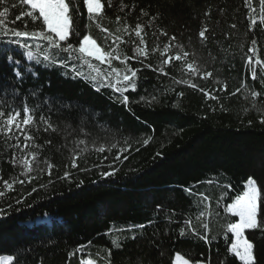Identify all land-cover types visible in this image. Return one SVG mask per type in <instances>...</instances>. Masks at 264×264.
<instances>
[{
  "label": "trees",
  "instance_id": "16d2710c",
  "mask_svg": "<svg viewBox=\"0 0 264 264\" xmlns=\"http://www.w3.org/2000/svg\"><path fill=\"white\" fill-rule=\"evenodd\" d=\"M77 2L83 33L87 11L82 0ZM123 3L128 7L119 11L120 0H113L111 7L105 0L107 18L103 25L115 31L125 24L130 28L143 24L149 51L143 64L135 59L128 61L131 67L141 70L136 90L124 93L129 98L127 107L114 99L119 94L110 88L96 91L84 79H73L70 67L37 64L16 45L7 46L12 49L7 55L20 60L19 65H10L5 54L0 53V101L8 102L5 107H22L26 102L36 108L40 130L31 129L35 143L29 142L24 155L38 153L39 161L47 160L53 165L51 176L47 171L39 174L34 171L30 175L37 178L28 183L20 175L22 166L13 167L10 163L13 152L21 156L14 147L15 141L5 143L0 137V176L10 182L13 177L25 181L14 184L13 191L0 197V209L8 213L0 219V255H13V264H79L80 254L69 260L68 253L91 241L87 251L98 264H109V250L110 264H173L176 253L191 263L241 264L228 251L233 237L231 233L225 236L223 228L226 222L238 218L226 214L224 207L244 190L251 177L261 189L264 210V123L260 122L264 112L253 108L252 97L243 89L234 96L229 93L246 81L251 90L260 93L257 105L264 106V85L251 80L244 63L254 38L260 58L264 59V30L258 25L249 31L245 0H123ZM251 3L259 18L260 0ZM23 8L12 9L9 20H15ZM141 9L148 15H142ZM118 15L122 18L119 24ZM25 20L28 18L10 26L23 29ZM205 27L208 30L202 43L199 32ZM28 28H33L31 22ZM161 30L167 35H160ZM91 33L97 38L103 36L94 25ZM173 36L176 40L170 41ZM40 43L39 50L34 45L32 50L42 61L45 52ZM169 43L182 44L186 51L194 52L205 70L213 73L207 80L192 79L199 88L219 96V101L207 99L199 88L174 83L173 78H188L180 70L179 61L165 66L168 76L153 70L160 66L162 57L151 50L156 47L162 50ZM120 47L127 55H133L131 45ZM58 58L64 59L66 54ZM188 59L191 61L193 57L190 55ZM113 64L122 67L118 61ZM17 68L23 79L16 77ZM83 70L86 72V67ZM217 79L227 84V92L216 91L222 87L216 83ZM153 97L156 99L152 100ZM221 104L226 111L221 110ZM41 115L57 131L45 132V125L39 123ZM148 137L149 143L142 145ZM81 139L87 141L86 145H78ZM125 140L131 147L121 155L119 148L125 147ZM113 143L117 148L111 152L96 150L100 145L107 148ZM84 148L87 151H81ZM117 155L119 160L115 159ZM74 158L76 168L72 167ZM40 167L45 165L41 163ZM112 171L115 172L112 176H101L102 172ZM65 172L70 176L61 179ZM210 180L213 183L209 184ZM188 188L192 195L185 191ZM200 193L209 198L205 203L210 204L212 213L207 218L210 243L188 229L185 236H180L189 216L197 231L204 234L195 219L205 209ZM140 224L146 227L120 231ZM132 235L136 239H131ZM246 236L255 245L257 264H264V231L246 232ZM117 237L120 248L112 244Z\"/></svg>",
  "mask_w": 264,
  "mask_h": 264
},
{
  "label": "snow or ice",
  "instance_id": "6c2138e0",
  "mask_svg": "<svg viewBox=\"0 0 264 264\" xmlns=\"http://www.w3.org/2000/svg\"><path fill=\"white\" fill-rule=\"evenodd\" d=\"M82 3L87 11L83 33L80 29L79 21L81 19V13L77 0H0V44L5 45V47L0 48V53L5 54V58L10 65H19L20 60L15 59L13 55H7V53L12 51V49L7 46L16 45L19 49L24 50L23 55H26L29 60H33L37 64L43 63L45 67H70L73 72V79H84L86 82L90 83L96 91H100L102 88H110L114 94H119V96L114 95V99L127 107L129 98L127 95H124V93L129 89L132 91L136 90L138 72L141 70L131 67L128 61L135 59L143 64L144 59L149 56V51L144 39L145 26L141 23H137L134 28H130L129 25L125 24L122 27H117L115 31H113L105 27L102 23L103 20L107 18L105 14V0H82ZM106 3L108 7H111L113 0H106ZM245 3L249 8V31H254L258 25L262 26V30H264V0H260L259 18L256 16V9L252 6L251 0H245ZM21 6H24V8L21 10L20 14L15 16V20L10 21L9 17L11 10ZM126 7H128V5L124 4L123 0H120L119 11H123ZM133 7H135V5H133ZM141 14L148 15L143 9H141ZM24 17H27L28 20H25L23 29L10 26L14 25L15 21H20ZM121 19L119 15L116 16L117 24H119ZM153 19H155V17H153ZM29 22L33 25L31 30L28 28ZM37 24L39 26H37ZM93 25L103 34L102 38H97L92 35L91 28ZM232 27H235V25H232ZM207 30L208 29L205 27L199 32L202 43L206 40L205 33ZM160 35H167V33L161 30ZM125 36H127L128 39H125ZM133 36L136 39H133ZM73 40L76 41L75 44L72 42ZM175 40V36L170 37V41ZM29 41L33 43L30 44ZM40 42L43 43L45 52L42 61L34 55L32 50L33 45L39 50L41 48ZM122 44L132 46V56L127 55L126 52L121 49L120 45ZM174 49V54H170L173 53ZM151 51L153 53L159 52L162 57L160 66L153 70L165 76L169 75V73L165 71V66H171L173 61L181 62L180 70L184 76L188 78H173L174 83H182L193 89H197L199 86L193 82L192 78L198 77L199 79L207 80L213 76V73L206 71L205 66L201 65L195 58V53L186 51L182 44L176 43L173 45L169 43L165 44L162 50L156 47ZM61 54H66V58L59 59L58 57ZM190 55L193 57L191 61L188 59ZM74 61H78V65L73 63ZM113 61H118L119 65L122 67L114 66ZM244 63L250 73L251 80L259 81L261 85H264V59L260 58V49L255 38L251 41V46L248 48V54L245 56ZM85 67L87 69L86 72L83 70ZM147 67L152 66L147 65ZM28 71L31 72L32 69L29 68ZM15 75L23 79L22 73L18 68L15 70ZM216 83L222 85V87L216 89V91L220 93L227 92V84L225 82L217 79ZM242 89L248 92L252 97L253 108L258 112H264V106L257 105V98L260 96V93L256 90H251L246 81L241 83L240 88L229 93V96H234ZM199 90L204 93L207 99L219 101V96L214 95L212 92L203 88H199ZM15 94L14 92V95ZM179 95L182 96L183 93H179ZM140 99L144 100L145 98L141 97ZM155 99V97L152 98V100ZM7 103L6 100L0 101V137L5 139V143L14 140V147L21 152L20 157H17L16 153L13 152L10 163H12L13 167L17 166V164L22 166L23 170L20 175L24 176L28 183H31L32 180L37 178L36 176L30 175L34 171L38 174L47 171V174L51 176V169L53 168L51 163L47 160L42 162L39 161L37 159L38 153L29 152L24 155L25 150L29 148V142L35 143V138L31 135V129L35 127L37 131L40 130L37 127L36 108L30 107L26 102L22 107H5ZM220 108L226 111L222 104ZM212 110L215 111L216 109ZM260 122L264 123V118H262ZM39 123L45 125L43 129L45 132L49 129L57 131L49 122V119L43 115L39 117ZM21 137H23V143L21 142ZM150 139L151 137L143 139L142 145L146 146ZM137 142L141 143L140 141ZM86 143L87 141L84 139L78 141V145H86ZM37 147L39 146L37 145ZM130 147L131 145L125 140V147L119 148V153L122 155L127 152ZM113 148H117L116 143L111 144L107 148H105L104 145H100L96 150L103 153L105 151L111 152ZM136 150L139 151V149ZM81 151H87V148L81 149ZM157 155L160 154L157 153ZM29 156L31 159H29ZM124 158L127 159V156ZM105 159H107V157H105ZM115 159L119 160L120 155H117ZM41 163L45 165V168L40 167ZM72 167H78L75 158L72 160ZM114 174V171L102 172L101 176L108 177ZM69 176L70 173L65 172L64 177H61V179H66ZM0 182L3 184V189L0 190V197H5L7 192L14 190V184H23L25 181L13 177L10 182L0 176ZM82 183L83 181H80V184ZM208 183L211 184L213 181L210 180ZM226 187L230 188L231 185H227ZM35 190L36 189L33 188V191ZM185 191L190 195L193 194L190 188L185 189ZM30 194L31 193H29V195ZM199 196L201 198V203H205L209 199L207 196H204L203 193H200ZM221 199H223V196ZM17 202L20 203L21 201ZM261 203V189L257 186L256 181L249 177L245 182L244 190L237 194L232 199V202L224 207V212L226 214L238 218L234 222H226L223 228L225 236H227V233H231L233 237L228 251L233 254L241 264H257L254 253L255 245L248 239L246 232H253L255 230L264 231V210L261 209ZM217 204L219 205V201ZM159 208L160 206L157 205L158 210ZM7 215L8 213L0 209V219H3ZM211 215L210 204L205 203L204 211H200L195 218L196 222L204 229V234L201 235L197 231V228L193 224L192 217L189 216L184 221L185 227L180 229V236H185L187 234L185 229H188L192 235L204 240L205 243H210V225L207 222V218ZM151 223L152 221H149V224ZM145 227L146 225L144 224L133 225L127 229H120V231L131 232L135 228L143 229ZM215 238L216 237H212V239ZM124 239L127 240L128 237H124ZM131 239H136V236L132 235ZM90 244L91 241L88 242V245H80L74 252L68 253L69 260L79 253V264H98V260L87 251ZM112 244L114 248H120V238H114ZM97 255L99 256V253H97ZM108 257L110 264L111 250L108 251ZM100 258L103 259L104 257ZM14 259L15 257L13 255H0V264H13ZM173 264H191V262L189 259L185 258L184 255L176 253ZM197 264H201V262H197Z\"/></svg>",
  "mask_w": 264,
  "mask_h": 264
},
{
  "label": "rangeland",
  "instance_id": "374dc122",
  "mask_svg": "<svg viewBox=\"0 0 264 264\" xmlns=\"http://www.w3.org/2000/svg\"><path fill=\"white\" fill-rule=\"evenodd\" d=\"M191 264H197V263H191ZM201 264H205V263H201Z\"/></svg>",
  "mask_w": 264,
  "mask_h": 264
}]
</instances>
